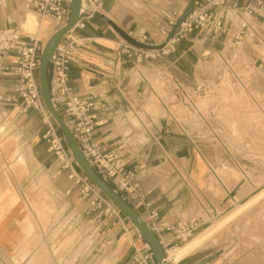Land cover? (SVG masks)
<instances>
[{"label": "crops", "instance_id": "obj_1", "mask_svg": "<svg viewBox=\"0 0 264 264\" xmlns=\"http://www.w3.org/2000/svg\"><path fill=\"white\" fill-rule=\"evenodd\" d=\"M191 1L102 0L100 12L116 28L136 38L146 35L157 45L166 15L183 13ZM5 2L0 5V29L39 30L43 39L52 34L49 22L26 10L24 0ZM244 5L237 1V8L211 6L224 13L228 34L214 37L194 29L163 59L142 64L119 54L127 41L108 21L94 15L76 30L87 40L71 65L70 85L81 97L102 105L98 110L102 123L94 138L105 149L122 152L143 199L152 202L165 221L174 224L195 218L197 231L219 215L228 186L202 159L196 135L181 131L190 117L179 115L177 109L189 108L187 95L201 84L213 92L227 90L216 79L224 67L221 55L229 58L246 88L254 87L261 75L254 61L264 51V12L246 15ZM239 32L241 39L234 47L233 35ZM9 56L8 52L2 60ZM12 83L0 73V97ZM41 135L38 113H19L0 100V264H127L132 244L140 241L135 229L124 232L116 223L108 234L112 242L106 245L109 236L97 232L104 223L94 219L65 173H57L59 163ZM129 203L145 215L138 197H131ZM205 231L187 244L176 242L172 232L157 236L172 250L189 246L175 260L177 264H264V229L252 234L260 240L257 244L240 245L232 239L196 247Z\"/></svg>", "mask_w": 264, "mask_h": 264}, {"label": "built area", "instance_id": "obj_2", "mask_svg": "<svg viewBox=\"0 0 264 264\" xmlns=\"http://www.w3.org/2000/svg\"><path fill=\"white\" fill-rule=\"evenodd\" d=\"M237 1L245 2L243 12L246 15L259 11L264 12L263 0H206L204 5L194 1L193 9L168 40L165 39L181 12L174 11L166 15L165 24L160 29L162 37V41L159 43L162 44L160 48L144 49L124 42L119 48V54L142 64L145 60L163 59L175 50L176 44L187 33L194 29H199L214 37L226 35L229 31L224 13L212 10L211 6L231 4L233 8H237ZM85 2L86 11L80 15L74 27L63 35L49 62V90L57 112L66 123L93 170L128 203L131 197H138L145 210V215L142 217L147 221L155 235L157 236L163 231L172 232L176 242L183 244L197 230V219H185L172 224L162 218L159 211L153 207L152 202L143 199L139 190V181L135 178L134 172L126 168V159L122 152L117 148L105 149L94 138L95 129L102 123L98 117V110L102 105L81 97L70 85L71 65L78 61L80 50L87 40L78 36L76 30L82 29L88 19L93 17L96 12H100L102 7V0H85ZM5 4V0H0V5L5 6ZM23 5L26 10L37 14L41 21L49 22L52 31L62 27L69 17L70 0H24ZM7 22L11 23V20L7 19ZM241 26L244 27L245 22H242ZM128 35L138 42L156 45L150 42L146 35L138 38L132 36L131 33ZM241 35L242 32L233 35L234 47L239 45ZM45 40L39 30L35 33H28L17 28L0 29V73L13 80L9 92L0 97V100L19 113L33 110L40 115L45 125L41 137L47 143V149L53 153L59 163L57 173H65L67 179L71 181V189L76 191L77 197L87 202L94 219H101L105 225L97 228L98 234L108 235L116 223L124 232H127L132 226L126 216L78 169L73 156L68 151L64 138L59 134L43 103L37 73L40 52ZM8 52L10 56L7 61L2 60ZM221 56L224 67L217 74V83L224 84V82L231 81L234 87H246L240 81L239 75L235 72L229 58L224 57V55ZM254 63L257 71L264 77V51ZM209 90L210 87L201 84L189 92L187 104H189L191 113L192 111L200 112L197 100L204 97ZM199 116L201 117V115ZM173 119L175 118L173 117ZM181 129L186 135H196L190 131V128ZM194 138L196 137L194 136ZM108 236L105 240L106 245L112 242V237ZM158 240L163 247L166 260L171 264H177V261L170 259L168 255L172 247L162 244L160 238ZM132 245L133 253L127 264H156L152 263L151 252L140 241Z\"/></svg>", "mask_w": 264, "mask_h": 264}, {"label": "rangeland", "instance_id": "obj_3", "mask_svg": "<svg viewBox=\"0 0 264 264\" xmlns=\"http://www.w3.org/2000/svg\"><path fill=\"white\" fill-rule=\"evenodd\" d=\"M258 78L253 88L234 87L229 81L223 84L227 88L225 91H208L197 100L200 112L191 113L187 107L177 109L179 115L190 117L185 127L196 134L195 142L202 159L228 186L221 200L223 204L218 207L219 215L196 230L183 244L212 225L215 229L196 247L230 243L232 239L240 245L260 242L252 236L254 231L264 229V77ZM221 95L223 101L220 103ZM216 102L219 105L216 106ZM52 122L63 137L53 119ZM41 126L43 133L42 120ZM237 185L240 189L234 191ZM252 196L256 198L240 208ZM229 214L230 217L222 222Z\"/></svg>", "mask_w": 264, "mask_h": 264}, {"label": "water", "instance_id": "obj_4", "mask_svg": "<svg viewBox=\"0 0 264 264\" xmlns=\"http://www.w3.org/2000/svg\"><path fill=\"white\" fill-rule=\"evenodd\" d=\"M193 4L194 0L191 1L187 9L176 19L165 40L171 38L175 29L193 9ZM86 9L87 5L85 0H70V12L67 22L62 27L53 31L52 34L45 40L40 52V62L38 67V86L40 95L46 109L59 127L68 147V151L73 156L78 169L126 216L128 222L135 229L140 242L151 252L156 264H171L166 260L163 247L155 233L151 230L147 221L131 204H129L93 170L90 163L81 152L66 123L57 112L55 102L51 97L48 83V67L50 59L63 35L74 27L80 15L86 11ZM95 15L104 19L105 21H108L127 42L136 47L144 49H158L162 46V44L148 45L138 42L124 31L116 28L103 13L96 12Z\"/></svg>", "mask_w": 264, "mask_h": 264}, {"label": "bare ground", "instance_id": "obj_5", "mask_svg": "<svg viewBox=\"0 0 264 264\" xmlns=\"http://www.w3.org/2000/svg\"><path fill=\"white\" fill-rule=\"evenodd\" d=\"M234 188V187H233ZM240 189V185H237L235 188H234V191L236 190H239ZM232 193H234L233 192V190H232ZM263 193V192H262ZM259 195H261V193L259 194ZM259 195H258V197H259ZM255 196H257V195H255ZM254 196V198L253 199H255L256 197ZM257 197V198H258ZM250 201H252V200H250ZM248 204H242V206L241 207H244V206H247ZM240 207V208H241ZM239 211V210H238ZM237 212V211H236ZM228 217H230V215H228L227 217H225L224 218V220L222 221V222H224ZM215 226H213V227H209L208 229H206V231L203 233V235H202V238L201 239H203L206 235H208V233H210L212 230H214L215 228H214ZM198 238H200V237H198ZM188 245H186L185 247H181L180 249H175V250H172V251H169L168 252V255H169V258L170 259H173L174 261L175 260H178L180 257H181V255L183 254V251H185L186 249H188Z\"/></svg>", "mask_w": 264, "mask_h": 264}]
</instances>
